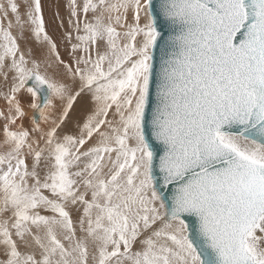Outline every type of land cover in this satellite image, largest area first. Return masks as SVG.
I'll use <instances>...</instances> for the list:
<instances>
[{
	"label": "snow or ice",
	"instance_id": "1",
	"mask_svg": "<svg viewBox=\"0 0 264 264\" xmlns=\"http://www.w3.org/2000/svg\"><path fill=\"white\" fill-rule=\"evenodd\" d=\"M0 264H264V0H0Z\"/></svg>",
	"mask_w": 264,
	"mask_h": 264
}]
</instances>
